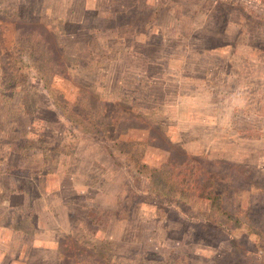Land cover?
Returning <instances> with one entry per match:
<instances>
[{
	"label": "rangeland",
	"instance_id": "obj_1",
	"mask_svg": "<svg viewBox=\"0 0 264 264\" xmlns=\"http://www.w3.org/2000/svg\"><path fill=\"white\" fill-rule=\"evenodd\" d=\"M0 264H264V0H0Z\"/></svg>",
	"mask_w": 264,
	"mask_h": 264
}]
</instances>
